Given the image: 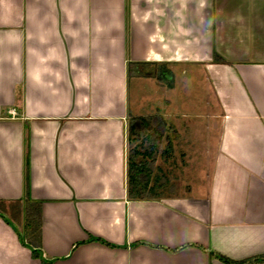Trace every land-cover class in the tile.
I'll list each match as a JSON object with an SVG mask.
<instances>
[{
	"label": "crops",
	"instance_id": "obj_1",
	"mask_svg": "<svg viewBox=\"0 0 264 264\" xmlns=\"http://www.w3.org/2000/svg\"><path fill=\"white\" fill-rule=\"evenodd\" d=\"M131 62L170 87L181 70L205 73L217 144L206 183H170L159 163L175 149L170 107L144 112L139 80L155 72L129 76ZM154 114L166 125L150 185L162 183L132 198L129 149L140 140L130 142L129 118ZM27 197L41 202L37 254L24 239ZM263 255L264 0H0V264Z\"/></svg>",
	"mask_w": 264,
	"mask_h": 264
},
{
	"label": "rangeland",
	"instance_id": "obj_2",
	"mask_svg": "<svg viewBox=\"0 0 264 264\" xmlns=\"http://www.w3.org/2000/svg\"><path fill=\"white\" fill-rule=\"evenodd\" d=\"M188 69V68H187ZM138 78L132 77L130 84V102H134L135 83ZM169 80V79H168ZM167 78H143L142 94L137 96L138 104H143L144 112L155 104L171 106L177 104L180 110L166 108L164 113L168 120L175 124L176 139L172 158L165 162L160 160L169 170L170 183L176 184L180 191L184 186L206 183L213 166V155L216 151V136L212 129V119L206 117L210 108L216 106L214 94L210 89L207 77L202 69L177 73L170 87ZM172 88L173 92L169 89ZM153 89L158 97L152 96ZM170 92V95L167 93ZM158 100V103H156ZM149 107V108H148ZM207 123L206 127L202 125ZM167 177V176H166Z\"/></svg>",
	"mask_w": 264,
	"mask_h": 264
},
{
	"label": "trees",
	"instance_id": "obj_3",
	"mask_svg": "<svg viewBox=\"0 0 264 264\" xmlns=\"http://www.w3.org/2000/svg\"><path fill=\"white\" fill-rule=\"evenodd\" d=\"M215 61H224L215 56ZM148 63L131 62L128 66L129 76H149L152 70L146 68ZM163 73L161 72V75ZM166 125L162 116L154 115H131L129 118V140L140 143L129 149L128 158V193L132 198L153 197L157 194V187L162 183V176L155 175V186L150 185L153 178L152 164L157 155L158 142L163 137L164 126ZM25 221H24V239L25 243L31 245L35 250L41 247V202L31 200L28 197L25 201ZM223 261L229 264H247L264 260V255L257 258L235 261L225 256H220ZM43 264H50L43 262Z\"/></svg>",
	"mask_w": 264,
	"mask_h": 264
}]
</instances>
